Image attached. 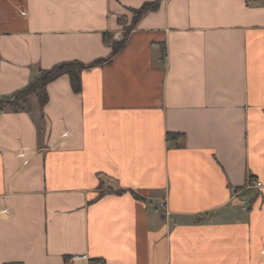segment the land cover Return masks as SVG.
<instances>
[{
    "label": "crops",
    "instance_id": "1",
    "mask_svg": "<svg viewBox=\"0 0 264 264\" xmlns=\"http://www.w3.org/2000/svg\"><path fill=\"white\" fill-rule=\"evenodd\" d=\"M153 1L0 0V97L101 59L0 110V264H264V0Z\"/></svg>",
    "mask_w": 264,
    "mask_h": 264
},
{
    "label": "trees",
    "instance_id": "2",
    "mask_svg": "<svg viewBox=\"0 0 264 264\" xmlns=\"http://www.w3.org/2000/svg\"><path fill=\"white\" fill-rule=\"evenodd\" d=\"M158 0L153 2H146L141 5L140 8L132 10L134 13L135 22L142 14L148 10H152L156 7ZM107 41V37L105 36ZM125 41V36L111 41L112 52H116L121 44ZM101 59L95 60L90 65H84L78 61H62L52 65L48 69H38L33 79L22 89L0 97V110H3L9 105H14L22 102L28 95L34 94L36 101L41 108L47 100L46 85L56 77L66 74L69 77L70 85L73 91L78 92L80 90V78L79 71L87 66L98 64Z\"/></svg>",
    "mask_w": 264,
    "mask_h": 264
},
{
    "label": "built area",
    "instance_id": "3",
    "mask_svg": "<svg viewBox=\"0 0 264 264\" xmlns=\"http://www.w3.org/2000/svg\"><path fill=\"white\" fill-rule=\"evenodd\" d=\"M256 185H260L261 183L260 182H258V181H256V183H255ZM160 205H162V204H160Z\"/></svg>",
    "mask_w": 264,
    "mask_h": 264
},
{
    "label": "rangeland",
    "instance_id": "4",
    "mask_svg": "<svg viewBox=\"0 0 264 264\" xmlns=\"http://www.w3.org/2000/svg\"><path fill=\"white\" fill-rule=\"evenodd\" d=\"M133 17H134V15H133ZM40 113H41V111H40Z\"/></svg>",
    "mask_w": 264,
    "mask_h": 264
}]
</instances>
